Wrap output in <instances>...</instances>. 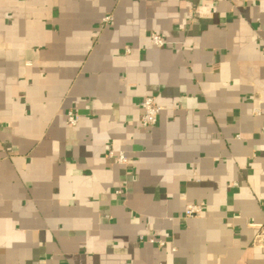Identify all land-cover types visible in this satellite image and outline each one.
<instances>
[{
  "label": "crops",
  "instance_id": "1",
  "mask_svg": "<svg viewBox=\"0 0 264 264\" xmlns=\"http://www.w3.org/2000/svg\"><path fill=\"white\" fill-rule=\"evenodd\" d=\"M0 264H264V0H0Z\"/></svg>",
  "mask_w": 264,
  "mask_h": 264
},
{
  "label": "built area",
  "instance_id": "2",
  "mask_svg": "<svg viewBox=\"0 0 264 264\" xmlns=\"http://www.w3.org/2000/svg\"><path fill=\"white\" fill-rule=\"evenodd\" d=\"M220 2H227L231 0H219ZM111 20L110 17H105L103 19L104 22H109ZM150 42L156 47H163L164 41L162 38L156 34L150 35ZM140 109L142 111L140 117V123L144 128L153 127L156 122L159 113L161 112L162 108L156 104L155 99L153 97H146L140 102ZM79 121V116L75 112L69 111L66 113V122L70 126H75ZM107 158L114 160L119 165L127 166L128 165V158L123 152H117L114 150H109L107 152ZM116 195H119L120 192H116ZM202 210L200 206L197 205H186L184 208V217L185 218H198L201 216ZM254 228L260 229L261 227L258 225H252ZM150 243H153V240H149ZM160 246L164 244L162 242H158Z\"/></svg>",
  "mask_w": 264,
  "mask_h": 264
}]
</instances>
